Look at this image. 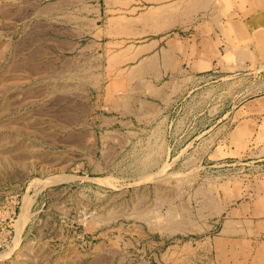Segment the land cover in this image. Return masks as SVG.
Returning <instances> with one entry per match:
<instances>
[{
  "label": "rangeland",
  "instance_id": "374dc122",
  "mask_svg": "<svg viewBox=\"0 0 264 264\" xmlns=\"http://www.w3.org/2000/svg\"><path fill=\"white\" fill-rule=\"evenodd\" d=\"M222 10L221 0H0V264H264L257 226L252 244L237 245L212 242L203 228L216 222L209 233L217 236L230 219L222 205L260 193L261 157L223 160L213 149L236 107L264 93V57L226 55L204 77L173 75L157 130L139 136L150 145L108 149L104 165L101 144L111 137L82 129L85 116V125L100 127L102 98L93 94L90 113L78 100L63 107L60 85L43 74L30 83L10 50L22 18L55 14L50 20L59 25L91 20L80 62L132 66L133 47L166 30L205 43ZM93 86L103 96L104 86ZM173 253L186 259L170 261Z\"/></svg>",
  "mask_w": 264,
  "mask_h": 264
},
{
  "label": "crops",
  "instance_id": "0c3cea01",
  "mask_svg": "<svg viewBox=\"0 0 264 264\" xmlns=\"http://www.w3.org/2000/svg\"><path fill=\"white\" fill-rule=\"evenodd\" d=\"M221 5L223 12L218 32L205 43L193 41L181 31L173 34L166 30L161 36L149 38L133 47L130 52L134 59L132 66L117 62L107 64L104 69L94 67L91 61L82 63L77 58V54L86 50V40L91 41L90 19L87 27L84 19L77 28L74 23H53L50 19L55 14L42 18L28 14L20 21L16 43L10 44L13 45L10 50L18 53L20 63L14 67H22L20 74L26 72L30 83L34 77L43 74L44 79L60 85L57 97L67 100L63 105L65 108L75 107L78 100V106H82L85 112L87 108L90 113L93 94L98 100L102 98L105 105L101 108L105 106L106 110L98 118L100 127L85 125V116L82 129L94 138L98 135L111 137L101 144L107 151L100 157V163L108 164V149L138 147L145 143H141L140 133L157 130L155 123L163 98L167 96L166 84L173 75L191 72L195 78L204 77L226 55L264 57V0H221ZM168 16L172 18L165 12V19ZM121 47L117 55L125 51L124 42ZM98 70L102 72H96ZM34 83H37L35 79ZM93 83L104 86L103 96L99 93L100 86L94 87ZM129 87L131 91L124 92ZM234 111V124L226 139L214 147L213 156L234 160L253 154L264 160V93L243 101ZM67 120L69 130L75 116L69 115ZM145 144L149 146L150 140ZM261 186L260 193L251 201L244 199L240 205L231 201L224 203L222 207L228 211L230 219L220 229L218 226L217 236L209 233L211 228L217 229L216 222L206 221L203 224L206 239L229 245L252 244L253 227L257 226L264 234V180ZM37 199L38 195L35 201ZM241 233L245 236L242 237ZM184 259L182 253L169 256L170 261Z\"/></svg>",
  "mask_w": 264,
  "mask_h": 264
},
{
  "label": "bare ground",
  "instance_id": "6f19581e",
  "mask_svg": "<svg viewBox=\"0 0 264 264\" xmlns=\"http://www.w3.org/2000/svg\"><path fill=\"white\" fill-rule=\"evenodd\" d=\"M27 199H28V198H27ZM27 199H26V200H27ZM27 202H28V201H27ZM28 204H29V203H28ZM25 207H26V204H25ZM26 208H27V207H26ZM25 211H26V209H25ZM24 214H25V213H24ZM25 217H26V216H25ZM25 217H24V218H25ZM22 218H23V217H22ZM21 221H22V220H21ZM24 223H25V222H24Z\"/></svg>",
  "mask_w": 264,
  "mask_h": 264
}]
</instances>
